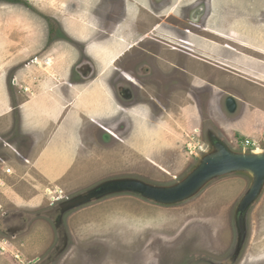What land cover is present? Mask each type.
<instances>
[{
    "label": "rangeland",
    "instance_id": "obj_1",
    "mask_svg": "<svg viewBox=\"0 0 264 264\" xmlns=\"http://www.w3.org/2000/svg\"><path fill=\"white\" fill-rule=\"evenodd\" d=\"M189 1L183 0V3ZM99 3L100 0H0V66L8 63V33L21 34L29 40L26 43L21 38L19 42L12 41L13 60L21 53L19 50L24 52V56L10 71L9 77L8 69L6 72L5 69L0 70V79L7 86L8 80L13 86L14 80L17 82V69L25 63L35 64L37 54L45 53L43 57L47 61L50 53L47 48L52 46V40L47 43V38L52 29L54 38L58 34L62 40L71 43L67 45L70 56L63 55L66 48L64 50V46L58 43L62 40L54 43L53 46L60 48L62 53L61 56L58 52L56 54L57 67L45 62L49 72L44 78L55 77V68L61 67L64 74L67 64L70 80L82 86L81 89L87 90L86 84L95 80L98 81L96 85L103 83L107 89L100 106H84L86 96H82L65 109L66 123L71 125L75 134L77 154L72 155L74 157L68 161L70 166L67 168L64 165L66 160H62L61 166L67 173L57 183L40 177L31 157L34 156V137L20 130L19 109L15 111L17 123L12 130H8L10 125L13 126L12 121L8 123V115L0 118V132L5 134L8 131L9 142L8 163L0 164V214L7 210L11 215L10 222H18L26 229L16 238L0 235V264H28L37 256L53 254L58 238L51 207L60 198L75 195L113 176L134 175L161 184H169L182 177L196 162L200 147L204 145L207 126L222 132L214 119L217 123L218 120L226 122L220 114L228 113L225 101L229 94L237 96L243 105L238 114L227 115L229 121L224 124L225 135L235 147L243 148L244 141L250 139L264 148V51L253 52L254 56L248 57L252 58L249 67L242 56H232L228 63L235 66L232 76H224L226 71L220 68L209 69V66L207 69L205 66L203 74L207 75L206 78H211L212 74L215 79L218 77L212 71H217L219 77L216 87L205 85L201 100L177 87L160 107L149 104L123 111L114 89L107 86L106 81L112 75L109 60L114 58L120 47L118 37H125V33L116 31L107 41L104 39L101 29L107 23L103 21L102 4ZM136 5L140 7L138 11L143 10L138 1ZM213 6L214 0L210 4L211 11ZM250 7L251 3L244 10ZM144 12L151 14L147 9ZM131 13L133 10H130ZM168 13L178 16L175 7H169ZM49 17H53L55 22ZM217 25L212 15L208 28L225 34L232 31ZM63 31L76 36L84 47L72 42ZM215 39L221 43L229 42L223 36H216ZM125 43L122 42V48H125ZM110 51L114 52V56ZM84 56L95 66L94 75L90 78L76 71ZM196 64L192 62L193 69L198 71ZM209 89L213 90V97ZM3 106L2 111L7 110ZM249 182L245 175L232 174L215 181L194 199L174 206H161L137 195L126 194L83 207L64 219L70 242L67 257L59 262L97 264L92 263L95 259L104 264H127L125 259L121 260L123 257L129 261L128 264H132L138 259L134 253L137 249L135 242L141 239L147 241L152 233L175 240L180 239L177 237L180 231L183 235L194 232L198 241L209 239L207 235L213 237V231L220 234L221 239L233 240L232 214L247 191ZM38 212L43 215H36ZM252 212V238L258 252L264 256V194ZM220 213L222 216H219ZM182 239L185 240L184 237ZM119 245H122L121 248H118ZM114 248L120 249L121 257L106 260L105 251Z\"/></svg>",
    "mask_w": 264,
    "mask_h": 264
},
{
    "label": "flooded vegetation",
    "instance_id": "obj_2",
    "mask_svg": "<svg viewBox=\"0 0 264 264\" xmlns=\"http://www.w3.org/2000/svg\"><path fill=\"white\" fill-rule=\"evenodd\" d=\"M137 1L142 5V11H138ZM211 2L213 0H191L184 3L183 0H100L103 21L107 23V26H103L101 29L104 39L107 41L111 36H114L116 31L121 32L122 30V34L125 33V37H118L117 42L120 47L117 54L114 56V52L110 51L114 56L109 60L108 65L109 68H112V75L106 81L107 86L114 89L123 111L139 106L146 107L145 105L149 104H156L157 107H160L170 99L173 89L177 87H181L201 100L205 85L207 84L208 88L216 87L219 77L217 71H212L218 77L215 79L212 74L211 78H206L207 75L203 74L205 66L207 69L209 66V69L220 68L226 71L224 76H232L235 66L228 63L234 55L228 51L229 48L234 50V46L215 39L216 36H219L218 33L207 26L212 14ZM201 6L206 7L201 10ZM169 7H175L178 12L176 17L179 19L171 13L167 14ZM179 7L180 10L177 11ZM144 9H147L151 14H146ZM130 10H133V13L130 14ZM201 13L203 14L201 15ZM96 18L98 19L97 16ZM49 19L54 21L53 17H49ZM144 24L147 25L144 26ZM65 34L78 46L83 45L76 36H70L66 32ZM53 36L54 31L50 29L48 40H52L51 45L62 40L58 34L56 38ZM122 42H126L125 48L121 47ZM231 42L234 41L231 39ZM175 54L180 57L176 58L175 56L174 58ZM87 61L91 60L84 56L79 62L78 65L83 64L82 70L86 68ZM192 62L198 63L196 64L198 71L193 69ZM76 71L83 76L81 71ZM152 90L155 92H153L154 95ZM209 90L210 96L213 97V90ZM227 115L228 113L221 112L220 117L228 122L229 115ZM218 121L219 123L214 119L216 126H220L222 129L220 133L227 137L226 127H224L226 122ZM8 143V131L5 134L0 132V151L2 150L0 164L8 163ZM0 215H2L0 217V235L16 238L26 231L19 226L18 222H10L11 217L9 216L11 215L7 210ZM53 216L54 222H57L60 213L54 211ZM219 216H222L221 213ZM232 216L233 240L221 239L220 234H214L213 231V237L207 235L209 239L203 238L198 241L194 232L191 235L188 232L183 235L184 233L180 231L177 235L180 239L175 240L166 239L165 235L157 237L152 233L147 241L141 239L135 242L137 249L134 253L138 259L132 264H264V256L258 252V247H255L256 242L252 238L251 217H248L246 212L239 211L238 206ZM11 223L14 224L11 225ZM56 225L58 239L57 245L52 250L53 254L37 256L28 264H59L60 260L63 261L67 257L60 256L65 247L66 233L61 225L58 223ZM121 242L123 243V241ZM121 246L119 245L118 248ZM118 248L106 250L104 253L106 260L119 259L121 255ZM123 259L127 264L129 263L126 258L122 257L121 260ZM94 262L104 264L93 259L92 263Z\"/></svg>",
    "mask_w": 264,
    "mask_h": 264
},
{
    "label": "crops",
    "instance_id": "obj_3",
    "mask_svg": "<svg viewBox=\"0 0 264 264\" xmlns=\"http://www.w3.org/2000/svg\"><path fill=\"white\" fill-rule=\"evenodd\" d=\"M250 3V9L245 11L244 7H249ZM263 4L264 0H214V10H212L210 16V18L212 15L214 16L215 21L219 25L217 26L221 27V29L233 31L225 34L226 32L210 28L217 32L219 37L224 36V38L229 40L228 43L234 46V50L229 48L228 53L235 57L242 56L248 67L251 66L249 63L252 62V58L248 57H253V52L264 51ZM212 35L214 36V33ZM20 38L24 43L29 41L26 36L21 34L8 33V42L10 41L8 43V63H4L3 67L0 66V70L5 69V72L8 69V77L10 71L18 65L24 56L22 50H19L22 55L19 54L14 60L13 56H11L13 53L12 41L15 39L19 42ZM230 38L234 41L233 43L230 42ZM48 42L49 40H47ZM58 43L64 46L62 47L64 50L66 48V52L63 55L70 56L68 53L70 49H68L67 45L71 44L66 41ZM55 46L52 45L47 48L48 52H50L47 55V61L43 57L45 53L37 54L36 57L38 59L35 62L33 61L35 64H31L32 62L25 63L23 67L17 69L15 75L17 82L14 80V86L10 85L9 80L7 86L6 82L4 83L0 79V82H2L0 84V118L8 115V123L13 122V126L10 125L8 130H12L17 123L15 111L19 109V115H17L21 121L20 125L22 130H26L23 132L34 137V156L31 157L38 168L40 177L44 181L57 183L67 173L65 168L70 166L68 161L77 154L75 153L77 148L75 134L71 125L68 122L66 123L65 109L70 107V103H76L77 99L79 97L82 98V96H86L84 106H100L105 98L107 89H105V84L103 83L96 85L98 82L96 80L90 82L89 85L86 84L87 90L81 89L82 86H78L70 80L68 74L70 69H68L67 64V71L64 74L61 73V67L55 68V77L49 78L46 76L48 78L45 79V74L49 72L45 62L51 67H57L56 54L58 52V55L61 56L62 53L61 49ZM67 97L69 100H67ZM3 105H5L7 110L2 111ZM102 107H100V110ZM62 160H66L64 162L65 168L61 166Z\"/></svg>",
    "mask_w": 264,
    "mask_h": 264
},
{
    "label": "water",
    "instance_id": "obj_4",
    "mask_svg": "<svg viewBox=\"0 0 264 264\" xmlns=\"http://www.w3.org/2000/svg\"><path fill=\"white\" fill-rule=\"evenodd\" d=\"M205 7L201 6L200 9ZM85 64L84 70L81 68L83 64L77 70L82 72L83 77L90 78L94 75L95 66L91 61ZM242 105L237 96L229 94L225 101V110L230 115L238 114ZM232 174L245 175L250 180L247 191L238 203V210L246 212L250 217L254 205L264 194V148L235 147L220 131L208 125L203 149L197 155L195 164L172 183H156L134 175L113 176L75 195L56 200L51 211L59 212L60 218L55 223L52 219V222L54 227H57V223L61 225L66 233V244L60 256L63 257L68 251L70 236L64 219L72 212L126 194L137 195L161 206H174L194 199L215 181ZM36 215L43 214L38 212Z\"/></svg>",
    "mask_w": 264,
    "mask_h": 264
},
{
    "label": "built area",
    "instance_id": "obj_5",
    "mask_svg": "<svg viewBox=\"0 0 264 264\" xmlns=\"http://www.w3.org/2000/svg\"><path fill=\"white\" fill-rule=\"evenodd\" d=\"M243 147L245 148H253V147H258L256 141L247 139L243 143ZM203 149V145L200 147V151Z\"/></svg>",
    "mask_w": 264,
    "mask_h": 264
}]
</instances>
